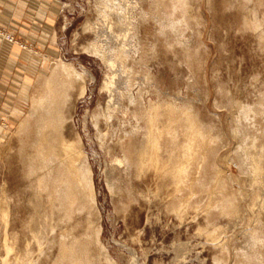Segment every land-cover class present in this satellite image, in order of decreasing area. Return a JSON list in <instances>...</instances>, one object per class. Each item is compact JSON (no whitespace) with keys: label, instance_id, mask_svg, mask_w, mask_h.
Listing matches in <instances>:
<instances>
[{"label":"rangeland","instance_id":"1","mask_svg":"<svg viewBox=\"0 0 264 264\" xmlns=\"http://www.w3.org/2000/svg\"><path fill=\"white\" fill-rule=\"evenodd\" d=\"M108 1L0 0V264H27L26 249L32 262L54 259V248L31 235L32 193L15 135L54 61L87 73L84 95L79 85L72 92L66 133L79 136L92 173L96 211L90 223L80 213L75 231L99 228V264H238V254L264 264V0H185L184 18L172 14L173 0ZM138 94L146 109L192 114L211 137L230 214L216 206L223 194L196 188L177 194L190 205L175 214L173 180L125 161L120 137L142 126L129 111ZM108 106L112 123L98 131L95 117ZM248 108L256 111L246 117ZM55 226L50 237L60 236Z\"/></svg>","mask_w":264,"mask_h":264},{"label":"bare ground","instance_id":"2","mask_svg":"<svg viewBox=\"0 0 264 264\" xmlns=\"http://www.w3.org/2000/svg\"><path fill=\"white\" fill-rule=\"evenodd\" d=\"M109 2L106 0V3ZM176 12L184 18L185 0H173L172 14ZM252 25L255 28L261 26L260 23ZM87 51L98 56L101 54L99 47L95 45L89 46ZM54 62L50 67V76L39 77L31 95L30 111L15 134L19 143L17 156L22 164L23 177L29 180L28 188L32 193V198L28 199V205L33 209L29 230L35 239L47 241L48 248H54L51 252L54 257L52 264H99V258L94 255L99 228L94 232L88 226L84 234H77L75 231L82 225L80 213H86L85 222L90 223V217L96 211L92 173L81 150L79 136L70 140L66 133L65 113L70 105L72 92L79 85L80 94L84 95L87 73L80 74L68 64ZM113 85L112 81L107 89L111 90ZM139 94L137 97H130L129 111L141 120L142 126L124 130V135L120 137L125 161L135 164L138 170L143 167L152 168L161 179L171 178L176 196L182 190H189L190 196H193L194 188L200 192L223 194L224 183L217 174L213 160L215 154L211 137L206 136L203 130H197L192 114L183 112L176 106L166 109L157 103L146 109ZM131 106L134 110H131ZM112 107L108 106L106 112L102 111L95 117L98 131L102 122L112 123L116 109ZM255 111L252 108L245 109L244 115L247 117ZM138 134L142 139L134 142L133 139ZM261 163L262 158L254 160L256 172L261 170ZM194 167L197 176L193 179L191 176ZM213 182L215 184L212 186ZM225 194L216 206L219 212L230 214L233 203L231 196L227 195L229 198ZM189 205V200L178 198L173 201L171 209L178 215L182 207ZM7 211L2 212L5 222L9 216ZM207 214L209 217L213 213ZM55 225L60 228V236L50 237ZM29 252V249L25 250L26 257L23 261L38 264L28 258ZM45 256H50V253ZM238 257V264H245L241 258L251 264L249 255L238 254Z\"/></svg>","mask_w":264,"mask_h":264}]
</instances>
